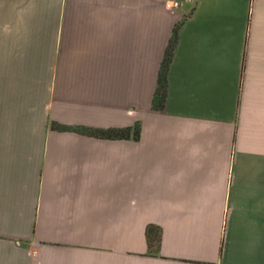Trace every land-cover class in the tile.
Here are the masks:
<instances>
[{
    "label": "crops",
    "instance_id": "obj_1",
    "mask_svg": "<svg viewBox=\"0 0 264 264\" xmlns=\"http://www.w3.org/2000/svg\"><path fill=\"white\" fill-rule=\"evenodd\" d=\"M0 264H264V0H0Z\"/></svg>",
    "mask_w": 264,
    "mask_h": 264
},
{
    "label": "trees",
    "instance_id": "obj_2",
    "mask_svg": "<svg viewBox=\"0 0 264 264\" xmlns=\"http://www.w3.org/2000/svg\"><path fill=\"white\" fill-rule=\"evenodd\" d=\"M177 27L178 26H175L173 29L172 36L169 40V43L165 50L163 60L160 65L158 78H157V86H156L155 93H154L155 106H162L165 100L166 94H167V72H168L169 64L171 62L172 53H173L174 45H175L176 38H177ZM123 131L124 130L111 129V130H106L105 132L106 133H120ZM146 234H147V239L149 241V244L152 241H155L156 239H158V231L155 230V228L151 225L147 227Z\"/></svg>",
    "mask_w": 264,
    "mask_h": 264
},
{
    "label": "built area",
    "instance_id": "obj_3",
    "mask_svg": "<svg viewBox=\"0 0 264 264\" xmlns=\"http://www.w3.org/2000/svg\"><path fill=\"white\" fill-rule=\"evenodd\" d=\"M171 5H177V1H173Z\"/></svg>",
    "mask_w": 264,
    "mask_h": 264
}]
</instances>
